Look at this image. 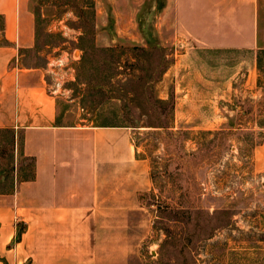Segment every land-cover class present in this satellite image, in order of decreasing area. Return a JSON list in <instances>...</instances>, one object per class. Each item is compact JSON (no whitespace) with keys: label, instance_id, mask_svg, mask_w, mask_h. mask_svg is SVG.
<instances>
[{"label":"rangeland","instance_id":"obj_1","mask_svg":"<svg viewBox=\"0 0 264 264\" xmlns=\"http://www.w3.org/2000/svg\"><path fill=\"white\" fill-rule=\"evenodd\" d=\"M260 3L262 47L231 49L157 27L150 5L116 38L97 35L95 0L32 1L37 34L24 61L46 69L48 88L60 80L61 120L125 125L147 161L128 264H264ZM10 136L0 130V189L14 178Z\"/></svg>","mask_w":264,"mask_h":264},{"label":"crops","instance_id":"obj_2","mask_svg":"<svg viewBox=\"0 0 264 264\" xmlns=\"http://www.w3.org/2000/svg\"><path fill=\"white\" fill-rule=\"evenodd\" d=\"M32 1L0 0V129L15 142L13 184L0 191V264H128L147 161L125 125L61 120L46 69L24 61L37 34ZM147 5L157 27L201 46L263 45L260 0H95L97 35L139 28ZM23 156L33 157L27 179L18 178ZM255 156L264 162V132Z\"/></svg>","mask_w":264,"mask_h":264},{"label":"trees","instance_id":"obj_3","mask_svg":"<svg viewBox=\"0 0 264 264\" xmlns=\"http://www.w3.org/2000/svg\"><path fill=\"white\" fill-rule=\"evenodd\" d=\"M0 130H5V129H0ZM12 136V137H11ZM10 136V142H11V146H12V148L14 147V144H15V142H14V136H13V134ZM24 157V159H22V163H23V165L24 166H26L27 165V163L28 162H26L27 161V159H30L31 160V162H30V168H28V172L26 171V172H24V174H19L18 175V178H20V179H27V178H30V177H32L33 176V168H32V164H33V157H31V156H23ZM20 166V168H19V170H21V172H23V170H25L24 169V166ZM11 169L13 170L14 169V166L12 165L11 166ZM2 172V170L0 169V173ZM13 181V180H12ZM11 184H13V182L11 183ZM3 190H5V189H0V191H3ZM23 225L22 224H18V227H17V237H19L20 236V233H21V231L23 230Z\"/></svg>","mask_w":264,"mask_h":264},{"label":"built area","instance_id":"obj_4","mask_svg":"<svg viewBox=\"0 0 264 264\" xmlns=\"http://www.w3.org/2000/svg\"><path fill=\"white\" fill-rule=\"evenodd\" d=\"M60 83H61L60 80H57L54 84L51 85V88H49L50 91L52 93H58V89H59Z\"/></svg>","mask_w":264,"mask_h":264}]
</instances>
